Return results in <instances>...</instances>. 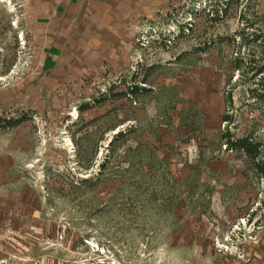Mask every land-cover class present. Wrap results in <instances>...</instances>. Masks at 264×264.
I'll use <instances>...</instances> for the list:
<instances>
[{"label": "rangeland", "instance_id": "rangeland-1", "mask_svg": "<svg viewBox=\"0 0 264 264\" xmlns=\"http://www.w3.org/2000/svg\"><path fill=\"white\" fill-rule=\"evenodd\" d=\"M29 11L0 0V264H264V0H153L56 60Z\"/></svg>", "mask_w": 264, "mask_h": 264}, {"label": "crops", "instance_id": "crops-1", "mask_svg": "<svg viewBox=\"0 0 264 264\" xmlns=\"http://www.w3.org/2000/svg\"><path fill=\"white\" fill-rule=\"evenodd\" d=\"M25 4L30 7L32 27L40 30L41 40L49 42L50 57L56 60L57 53L54 52H60L62 41H93L94 45L104 41L99 25L103 30L108 25L111 31L118 24L125 28L137 25L131 13L138 17L151 15L153 0H25ZM102 13L106 15L107 23L100 24ZM130 20L132 24H129Z\"/></svg>", "mask_w": 264, "mask_h": 264}, {"label": "trees", "instance_id": "trees-1", "mask_svg": "<svg viewBox=\"0 0 264 264\" xmlns=\"http://www.w3.org/2000/svg\"><path fill=\"white\" fill-rule=\"evenodd\" d=\"M251 143H253V139H251V138L250 139L243 138V139H239L235 142H232V144H235L236 146L238 145L240 150H243V151L249 150L248 148H249V145H251Z\"/></svg>", "mask_w": 264, "mask_h": 264}]
</instances>
